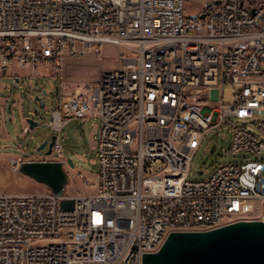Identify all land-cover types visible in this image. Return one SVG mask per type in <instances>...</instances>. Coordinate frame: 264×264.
I'll return each mask as SVG.
<instances>
[{
  "label": "built area",
  "instance_id": "built-area-1",
  "mask_svg": "<svg viewBox=\"0 0 264 264\" xmlns=\"http://www.w3.org/2000/svg\"><path fill=\"white\" fill-rule=\"evenodd\" d=\"M187 1L0 0V76L13 65L52 69L61 90L51 131L98 117L104 132L97 180L78 174L90 194L0 192V264H143L171 233L264 221L263 162L189 180L210 130L252 119L264 136V0H196L193 14ZM105 45L119 50L117 68L96 86L65 81L66 56ZM233 126L232 151L264 152L263 138Z\"/></svg>",
  "mask_w": 264,
  "mask_h": 264
},
{
  "label": "rangeland",
  "instance_id": "rangeland-1",
  "mask_svg": "<svg viewBox=\"0 0 264 264\" xmlns=\"http://www.w3.org/2000/svg\"><path fill=\"white\" fill-rule=\"evenodd\" d=\"M201 5L196 0L186 3L188 13H197ZM101 55L89 52L78 58H64L62 74L65 81L73 85L96 86L103 72L111 71L118 66L119 50L105 45L101 48ZM11 73L0 78V85L7 86V90H0V98H8V103L0 101V192L7 193H37L48 189L34 180L12 169V160L29 159L33 161L71 160L74 168L65 161L69 172V183L66 192L71 194H90L85 189L78 176L84 174L91 181H96L99 171L98 148L100 123L98 117L90 119H71L62 131L52 132L47 127L37 126L30 129L26 120L40 121L48 124L52 111L58 106L61 90V78L50 69L39 68L37 74L28 69H21L17 65L11 66ZM8 72V73H9ZM20 81H17V78ZM234 87L226 85L223 90V100L227 105L234 102ZM12 91V92H10ZM46 92V94H45ZM43 97L44 108L36 97ZM46 117V119H41ZM258 120L231 118L221 126L210 130L204 137L201 146L195 153L189 180H207L217 167L230 163H242L248 160H259L264 163V152L259 155L247 152L232 151L233 124L245 127L249 131L264 139L257 127ZM29 130V132H24ZM55 135L63 150L46 155V150L38 151L39 146Z\"/></svg>",
  "mask_w": 264,
  "mask_h": 264
},
{
  "label": "water",
  "instance_id": "water-1",
  "mask_svg": "<svg viewBox=\"0 0 264 264\" xmlns=\"http://www.w3.org/2000/svg\"><path fill=\"white\" fill-rule=\"evenodd\" d=\"M36 99L44 108L43 97ZM27 123L30 129L47 127L33 119ZM56 141L53 135L46 155L54 153ZM47 144L43 142L38 151ZM68 164L74 168L71 160ZM18 171L56 196L66 193L70 176L63 161H23ZM74 204V200H62L61 208L72 210ZM143 264H264V221H241L205 232L171 233L158 252L144 255Z\"/></svg>",
  "mask_w": 264,
  "mask_h": 264
},
{
  "label": "crops",
  "instance_id": "crops-1",
  "mask_svg": "<svg viewBox=\"0 0 264 264\" xmlns=\"http://www.w3.org/2000/svg\"><path fill=\"white\" fill-rule=\"evenodd\" d=\"M9 71H7L3 76H0V78H5V77H7L8 76V74H10L11 76H18V74L17 73H11V72H9ZM17 78V77H16ZM17 81L19 82L20 81V79L19 78H17ZM8 89V87L7 86H3V85H0V90H7ZM10 92H12V91H10ZM46 93V92H45ZM0 101L2 102V103H8L9 102V99L8 98H4V99H1L0 98ZM90 118H92V117H87L86 118V120L87 119H90ZM99 119V118H98ZM27 121V120H26ZM99 123H100V126H101V122H100V119H99ZM24 132H29V130H26L25 131V129H24ZM96 144V146H97V148H98V142L97 143H95ZM62 150H63V148H62ZM27 161H33V160H31V159H29V160H27ZM58 161H63V162H65V161H67L66 159H59ZM67 163H68V161H67ZM28 178V177H27ZM32 180V179H31ZM69 193V192H68ZM71 194V193H70Z\"/></svg>",
  "mask_w": 264,
  "mask_h": 264
},
{
  "label": "bare ground",
  "instance_id": "bare-ground-1",
  "mask_svg": "<svg viewBox=\"0 0 264 264\" xmlns=\"http://www.w3.org/2000/svg\"><path fill=\"white\" fill-rule=\"evenodd\" d=\"M149 88H158V81H149ZM104 141V132H100L99 141Z\"/></svg>",
  "mask_w": 264,
  "mask_h": 264
},
{
  "label": "flooded vegetation",
  "instance_id": "flooded-vegetation-1",
  "mask_svg": "<svg viewBox=\"0 0 264 264\" xmlns=\"http://www.w3.org/2000/svg\"><path fill=\"white\" fill-rule=\"evenodd\" d=\"M51 140H48V144L47 146L44 148V150H46L48 148V145L50 144Z\"/></svg>",
  "mask_w": 264,
  "mask_h": 264
}]
</instances>
